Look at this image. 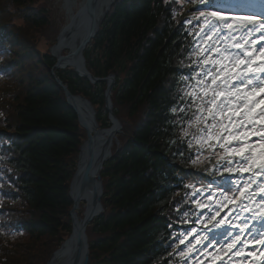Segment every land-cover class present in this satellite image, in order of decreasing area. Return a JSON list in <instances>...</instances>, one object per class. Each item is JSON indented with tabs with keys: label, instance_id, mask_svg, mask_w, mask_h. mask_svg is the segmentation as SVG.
I'll return each mask as SVG.
<instances>
[{
	"label": "trees",
	"instance_id": "obj_1",
	"mask_svg": "<svg viewBox=\"0 0 264 264\" xmlns=\"http://www.w3.org/2000/svg\"><path fill=\"white\" fill-rule=\"evenodd\" d=\"M199 6L115 0L84 50L92 75L114 72L113 112L126 120L100 172L103 210L86 227L89 264H191L190 239L205 225L201 198L222 190L220 145L231 129L218 118L213 127L207 105L201 113L191 95L203 96L197 81L216 68L203 63L198 35L200 13L212 10ZM228 21L220 23L225 37ZM57 32L43 0H0V264H46L70 233L68 184L85 131L52 72L91 102L99 126L109 125L103 82L52 70L47 47Z\"/></svg>",
	"mask_w": 264,
	"mask_h": 264
},
{
	"label": "water",
	"instance_id": "obj_2",
	"mask_svg": "<svg viewBox=\"0 0 264 264\" xmlns=\"http://www.w3.org/2000/svg\"><path fill=\"white\" fill-rule=\"evenodd\" d=\"M115 0H81L73 10L75 0H62L66 14L64 24L54 38L48 52L54 58L52 70L70 68L76 76L89 83L103 82V107L109 125L99 126L96 110L82 94L72 93L66 84L52 72V77L60 87L64 99L74 111L79 126L85 131L81 142L75 170L68 184V194L72 205L69 209L70 233L66 239L49 256L46 264H89V246L86 227L102 210L103 194L100 172L103 164L111 157L113 143H118L117 135L125 121L118 119L114 112L110 94L115 83L114 72L105 77H96L86 67L84 50L98 32L99 26ZM225 9L223 12L235 13ZM245 14L256 15L249 10ZM85 200V207L79 215V203Z\"/></svg>",
	"mask_w": 264,
	"mask_h": 264
},
{
	"label": "rangeland",
	"instance_id": "obj_3",
	"mask_svg": "<svg viewBox=\"0 0 264 264\" xmlns=\"http://www.w3.org/2000/svg\"><path fill=\"white\" fill-rule=\"evenodd\" d=\"M81 0H76L75 6H78ZM43 2L49 7L51 11L52 18L57 25L58 32L61 27L66 24V14L65 10L62 7V0H43ZM211 2L216 5L213 8H206L204 5L201 4V8L203 10H214L219 11L220 15L228 16L227 12L220 11V8H226L227 5L222 3V0H211ZM231 7H227L226 9L231 10ZM233 8V7H232ZM75 10V7H73ZM236 9V8H235ZM248 17L243 14H235L234 17ZM233 21V22H232ZM228 22H232L233 25H236L238 21L236 20H229ZM259 27V25H257ZM57 32V33H58ZM56 33V35H57ZM55 35V36H56ZM226 32L220 36H215L214 33L208 32L205 34L203 31L199 33V40L201 41V56L203 60H209L208 66H212L211 63L212 59H219L214 52H210L212 48H229L231 51H237L236 48H232V43L242 45L241 52H248L252 53L250 59L252 60L253 67H259L261 63H264V54L261 53V49H264V38H262L259 32L254 31L251 36L247 34H242L240 32H234L229 38H226ZM55 38V37H54ZM258 38V39H257ZM233 41V42H232ZM54 39L52 40V43ZM261 42L259 45L257 43ZM52 45V44H51ZM257 45V46H256ZM50 46V45H49ZM43 48V44L40 46ZM48 48V47H47ZM204 49H209V52H204ZM227 55V53H226ZM231 59H245V57L241 54L237 57H232ZM215 73L219 65H215ZM244 66L242 65L241 68ZM239 70V69H238ZM259 83L253 84L249 86L247 82L244 84L236 85V88L243 89L249 93H252L253 89H255V95L250 96L249 99H254L256 103L253 105L255 108V113L253 114V118L255 119L256 123L253 126L252 123H247L245 118L243 117V113L247 106L244 100H238L236 97H230L232 103L228 107L224 109V112L227 113L231 110L233 113H237L236 115L231 116V123H229L228 118L221 121L219 116L218 118V125L223 123L225 126L233 125L235 126V131L238 132V135H235V131L232 128L229 132V137L232 139L227 142V151L228 162L224 165L223 171L221 174V178L227 184V181H230V185L234 189V192L237 193L236 198L234 199H226L220 198V194L215 195L213 193H207L203 195L201 198L202 204L206 207L207 211L205 214V221L212 222L209 224V227L215 228L219 226L220 229L209 232V234H195L193 233L192 238L190 239L189 243V250L188 257L191 264H250L247 258H243L242 254L244 251L242 248L237 247V241L240 237V232L248 231V237H252L251 232L255 229V224L253 223L252 216L254 215L253 203L251 198H257L258 200L261 199V188L264 187V184L261 183L257 188H252L250 191L251 195L246 196L247 187L251 185L252 178H242L238 172L242 169L241 165L239 166L241 155H236L231 153V149H244L243 155L246 152H252L256 148L264 147V140L260 139L259 135H254V133L264 134V121L260 119V109L264 108V93L260 92L261 88H264V76H260ZM232 90V89H229ZM223 99V97L221 98ZM125 121V119H120ZM125 123H122L124 125ZM249 146L251 147V151H249ZM259 156V154H258ZM257 156V157H258ZM231 161V163L229 162ZM234 169L235 171L228 172L226 170ZM239 174V175H238ZM228 175H231V179H228ZM264 182V177H263ZM243 189V191H241ZM257 200V201H258ZM257 204V203H256ZM248 205H251V209L248 210L247 215L241 212V210L245 207L248 208ZM259 209H264V205L260 206ZM213 217H215L213 219ZM223 221V223H221ZM232 221V222H231ZM215 225V227H214ZM229 228L226 232L222 228ZM232 226H236L237 229L234 231ZM221 232V234H219ZM205 237H210V239H205ZM197 238L203 241L202 244L197 243ZM235 242V243H233ZM232 245V247H229Z\"/></svg>",
	"mask_w": 264,
	"mask_h": 264
},
{
	"label": "snow or ice",
	"instance_id": "obj_4",
	"mask_svg": "<svg viewBox=\"0 0 264 264\" xmlns=\"http://www.w3.org/2000/svg\"><path fill=\"white\" fill-rule=\"evenodd\" d=\"M199 3L204 5L206 8H213L216 7L211 0H193V3ZM220 11H225V9H221ZM258 15V19H257ZM257 15L248 16V17H233L232 19H235L238 21L236 25L228 24V35L231 36L234 32H240L242 34H247L248 36H251L254 31L259 32L260 36L264 38V12H261ZM200 16L204 18L206 27L202 29V31L207 34L208 32L214 33L215 36H220L223 33V28H221L219 25L220 23L227 24V21L229 20V17L220 15L219 11H209V12H201ZM259 25V27H257ZM199 35V33H198ZM242 45L236 44L235 48L237 51L233 52L229 48H212L210 52H214L219 59H212L211 63L213 65H219L220 67L217 68L216 73L213 74V72L210 69H207V77H205V80L208 78L211 79V83H206L205 80H198L197 85L200 87V92L203 93V96H197V93L193 92L191 93L193 100L200 99L202 102V106L200 107V112L203 113V105H207V113L208 116L211 117L214 121V124L212 125L215 127V120L217 119V116H219L220 120L223 121L226 118H228L229 123H231V116L236 115L237 113L231 112V110L227 113L224 112V109L231 105L232 101L230 97H236L238 100L242 99L244 100L245 104L247 105L244 113L242 114L245 118V121L247 123H252L253 126H255V119L253 118V114L255 113V108L253 105L256 103L254 99L250 100L249 97L255 95V89H253L252 93H249L247 91H244L243 89L236 88V85L244 84L247 82L249 86L259 83L260 76H257L256 73L264 74V63H261L259 67H253L252 66V60L250 59L252 53L248 52H241ZM204 52H209V49H204ZM209 52V54H210ZM227 53V55H226ZM261 53L264 54V49H261ZM243 55L245 59H231L232 57H237L239 55ZM204 64H208L209 60H204ZM244 66L241 68V66ZM239 69V70H238ZM199 75H203V72ZM182 79H187L186 77H182ZM196 87V86H193ZM232 89V90H229ZM260 92L264 93V88L260 89ZM223 97V99H221ZM261 103H264V101H261ZM260 119L261 121H264V108L260 109ZM201 119V116H197V120L199 121ZM204 119H207V117H204ZM221 130H225L226 126L221 123L220 124ZM188 133L185 132V135ZM254 135H259L261 140H264V134L254 133ZM213 137L209 136V139H212ZM220 137L217 136V139ZM225 141H230L232 138L225 136L223 137ZM221 147L225 148V151H229V149L224 145L221 144ZM251 147L249 146V151H251ZM244 149H231L232 154L241 155L243 161H247L249 164V167L247 169H241L240 171H248L253 172V169H256L255 172H253V175H262L264 174V153H261V156L257 158L254 154L249 155H243ZM231 163V161H229ZM228 172L235 171L234 169H228L226 170ZM228 179L230 180L231 177L229 176ZM211 187V186H210ZM243 191V189H241ZM261 193H264V187L261 188ZM261 200H264V195H261ZM199 207H205L204 205H199ZM215 217H213L214 219ZM258 222L260 223L261 227H264V209H262V215L261 217L257 218ZM223 223V221H221ZM215 227V225H214ZM193 232L196 231V229L192 230ZM255 231V229H253ZM191 235V233H189ZM187 239V237H185ZM205 239H210V237H205ZM181 243H184L183 240L180 241ZM197 243L202 244L203 241L197 238ZM235 243V242H233ZM229 247H232V245H229ZM193 250V249H190Z\"/></svg>",
	"mask_w": 264,
	"mask_h": 264
},
{
	"label": "bare ground",
	"instance_id": "obj_5",
	"mask_svg": "<svg viewBox=\"0 0 264 264\" xmlns=\"http://www.w3.org/2000/svg\"><path fill=\"white\" fill-rule=\"evenodd\" d=\"M222 3H225L226 5H228L230 7H234L237 10L245 9V10H249L251 12H254L255 14H259L261 12H264V0H222ZM75 4H76V0H75ZM73 7H75V9H77L78 6L74 5ZM259 147L260 148H256L252 152H247L246 155L251 156L254 154L257 157L259 154V156L257 157V158H259L261 156V153H264V147L263 148H261V146H259ZM240 165H241L242 169H247L249 167V164L247 161L239 162V166ZM255 171H256V169L253 170V172H255ZM253 172L246 171L245 176L249 177L250 175H253ZM253 177H258L257 180L263 181L264 174L253 175ZM81 204H82L81 210L83 212L84 207H85V200L84 199L82 201H80L79 206Z\"/></svg>",
	"mask_w": 264,
	"mask_h": 264
}]
</instances>
